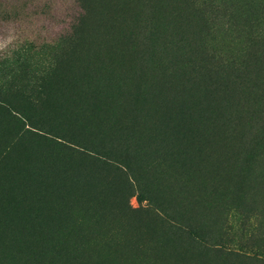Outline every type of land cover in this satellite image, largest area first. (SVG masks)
I'll list each match as a JSON object with an SVG mask.
<instances>
[{
	"label": "rangeland",
	"instance_id": "1",
	"mask_svg": "<svg viewBox=\"0 0 264 264\" xmlns=\"http://www.w3.org/2000/svg\"><path fill=\"white\" fill-rule=\"evenodd\" d=\"M196 7L0 0V103L44 115L0 117V264H264V0ZM86 10L74 78L24 92L12 59L39 72Z\"/></svg>",
	"mask_w": 264,
	"mask_h": 264
},
{
	"label": "trees",
	"instance_id": "2",
	"mask_svg": "<svg viewBox=\"0 0 264 264\" xmlns=\"http://www.w3.org/2000/svg\"><path fill=\"white\" fill-rule=\"evenodd\" d=\"M79 1V0H76ZM189 1V3L193 4L196 9L200 12H202V7L201 4L204 2H207V4H210V2L214 3L215 0H201V2H199L200 0H187ZM93 11L95 9V7H92ZM92 8H89L88 11H91ZM207 8H205L206 10ZM86 14H87V10L86 12L82 11L79 16L78 19L76 20V22L72 25V30L70 32L67 33H61L60 37H58L57 43L55 45V50L53 53H51L50 51V55H48L46 58V61H42L41 64L39 65L41 68H39V72H38V64L36 65L34 60H35V55L34 53H30L28 52V48L25 49V51H27L28 53H25L24 51H22L21 53V57L19 56V58H15L12 59V61L10 62V69L9 72L12 70L13 72V77H19L21 80V84L24 88V92H28V89L31 90L32 87L34 86L37 81H40V86H46L49 84V82L52 80V74L51 71L54 69V73L55 71H57L56 75L54 78L61 79L63 77H65V75H71L72 78H74L75 76V69H73V67L75 66L73 64V60L75 61L76 54L79 51H82L80 48L81 45H83L84 47H86L85 43L87 41H85V38H83V35L80 34V25L79 22L81 20H85L86 19ZM243 16H246L243 14ZM252 21H254V19H252ZM253 35V33H250V37ZM206 41L203 42L202 44V49H201V53L202 54H207L208 52L206 51ZM216 50V48L214 49V51ZM218 51V50H217ZM19 52V51H18ZM40 53L42 51H39ZM83 52V51H82ZM218 53V54H217ZM230 54V55H229ZM226 54L225 57H222L224 55H222V52L219 51L216 52V55H211V58L213 59L214 57H218V55H220L218 64L216 66V68H220V70H228L229 72L231 70H234L235 68L239 70V68L236 67V65H238L240 57L237 54L234 53H229ZM80 57V56H79ZM77 59H80V58ZM5 62L3 61L1 63V67H5L6 63H7V59L6 56L3 57ZM27 59V60H26ZM4 63V64H3ZM3 64V65H2ZM65 64V65H64ZM64 67H67V69H64ZM75 68V67H74ZM224 68V69H223ZM2 68H0L1 70ZM107 70L109 71L110 74H108V78L111 79L112 74L110 72V68H107ZM193 71L195 72V79H197L199 77L200 80H204V78L206 76H209V78H212V76L214 75L212 73V71L210 69L207 70H199V69H193ZM4 76V75H3ZM87 80V78H86ZM196 80L195 83H197ZM90 83H93V78L90 76ZM59 83V82H58ZM96 83H98V85H103L108 83L109 81L107 78H105L104 80H97ZM213 83V82H211ZM208 84L207 86V90L213 91L211 89L210 84ZM62 84V83H59ZM107 84V85H108ZM25 93V95H26ZM1 95V94H0ZM7 92L5 93L4 99H6L7 101L10 102V99L7 98ZM1 99V98H0ZM8 104V102H7ZM6 105L1 104L0 103V117L4 116V115H9L12 119L16 120L19 119V116H23L25 118L26 121H29L33 124H37L39 126H41V128H39V130L44 132V129H42V123H44V115L41 112H38L34 109H27V112H24V108H20V106H18L17 104L11 105V107H5ZM26 108V107H25ZM208 115V114H207ZM187 116L192 117L193 113H191V111H189L187 113ZM35 127V126H32ZM48 134H50V132H47ZM58 136V135H57ZM60 137V136H58ZM62 138V137H60ZM68 142V141H66ZM88 144H83L82 147L85 150H90L95 152L93 149L98 148L96 146H92L93 142H87ZM248 156L250 157V161L252 160L251 164H248L249 162H245L243 161V165H246L248 167H254V166H258V163L256 162L257 158H259L261 156V154H257V156L254 157V152H248ZM254 157V158H253Z\"/></svg>",
	"mask_w": 264,
	"mask_h": 264
}]
</instances>
